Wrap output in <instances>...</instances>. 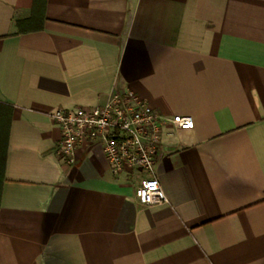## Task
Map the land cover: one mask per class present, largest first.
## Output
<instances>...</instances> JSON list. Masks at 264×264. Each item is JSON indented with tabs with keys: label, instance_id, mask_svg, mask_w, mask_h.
Here are the masks:
<instances>
[{
	"label": "crops",
	"instance_id": "crops-1",
	"mask_svg": "<svg viewBox=\"0 0 264 264\" xmlns=\"http://www.w3.org/2000/svg\"><path fill=\"white\" fill-rule=\"evenodd\" d=\"M133 91L155 176L56 152V108ZM0 264H264V0H0Z\"/></svg>",
	"mask_w": 264,
	"mask_h": 264
},
{
	"label": "built area",
	"instance_id": "built-area-1",
	"mask_svg": "<svg viewBox=\"0 0 264 264\" xmlns=\"http://www.w3.org/2000/svg\"><path fill=\"white\" fill-rule=\"evenodd\" d=\"M49 115L61 131L56 152L64 161L74 162L79 144L98 143L111 171L134 169L142 173L134 188L141 204L167 201L155 176L162 127L169 122L192 128L194 121L190 116H162L131 90H114L104 103L94 107L56 108Z\"/></svg>",
	"mask_w": 264,
	"mask_h": 264
}]
</instances>
